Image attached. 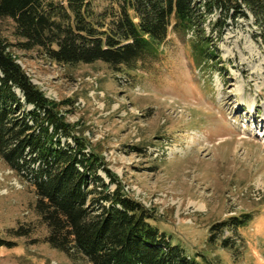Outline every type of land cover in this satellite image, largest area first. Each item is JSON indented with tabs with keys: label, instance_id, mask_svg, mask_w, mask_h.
<instances>
[{
	"label": "rangeland",
	"instance_id": "374dc122",
	"mask_svg": "<svg viewBox=\"0 0 264 264\" xmlns=\"http://www.w3.org/2000/svg\"><path fill=\"white\" fill-rule=\"evenodd\" d=\"M228 22L214 63L200 59L191 33L170 31L158 55L119 70L22 50L10 17L0 18V37L173 243L203 264H264V42L252 20ZM36 199L29 179L0 157V236L12 241L0 246V264H91L46 241ZM242 213L252 215L246 225L221 234L232 248L210 240L215 222ZM22 225L30 233L18 236Z\"/></svg>",
	"mask_w": 264,
	"mask_h": 264
},
{
	"label": "trees",
	"instance_id": "16d2710c",
	"mask_svg": "<svg viewBox=\"0 0 264 264\" xmlns=\"http://www.w3.org/2000/svg\"><path fill=\"white\" fill-rule=\"evenodd\" d=\"M0 0V18L15 22L17 45L60 64L104 61L133 68L158 55L170 31L191 33L203 62H216V40L228 19L252 20L264 42V0ZM210 21L216 36L207 34ZM0 37V157L27 177L35 209L48 227L46 241L91 264H203L151 222L142 203L127 195L117 176L32 81ZM103 170L110 181L101 175ZM110 183H116L115 189ZM252 218L233 215L211 226L210 240L232 248L226 230ZM30 225L17 229L30 233ZM0 246L12 241L0 236Z\"/></svg>",
	"mask_w": 264,
	"mask_h": 264
}]
</instances>
